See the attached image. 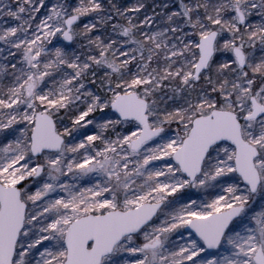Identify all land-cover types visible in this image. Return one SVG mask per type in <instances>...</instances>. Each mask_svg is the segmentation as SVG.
<instances>
[{
    "label": "snow or ice",
    "instance_id": "1",
    "mask_svg": "<svg viewBox=\"0 0 264 264\" xmlns=\"http://www.w3.org/2000/svg\"><path fill=\"white\" fill-rule=\"evenodd\" d=\"M0 264H264V0H0Z\"/></svg>",
    "mask_w": 264,
    "mask_h": 264
}]
</instances>
